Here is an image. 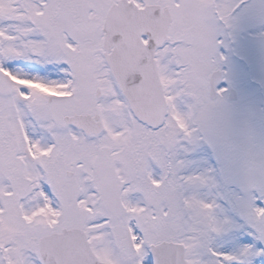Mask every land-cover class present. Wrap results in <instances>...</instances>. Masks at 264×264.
<instances>
[{
	"label": "snow or ice",
	"instance_id": "6c2138e0",
	"mask_svg": "<svg viewBox=\"0 0 264 264\" xmlns=\"http://www.w3.org/2000/svg\"><path fill=\"white\" fill-rule=\"evenodd\" d=\"M0 264H264V0H0Z\"/></svg>",
	"mask_w": 264,
	"mask_h": 264
}]
</instances>
